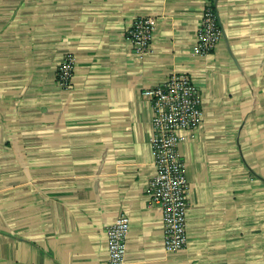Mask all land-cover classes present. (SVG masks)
<instances>
[{
  "label": "crops",
  "instance_id": "0c3cea01",
  "mask_svg": "<svg viewBox=\"0 0 264 264\" xmlns=\"http://www.w3.org/2000/svg\"><path fill=\"white\" fill-rule=\"evenodd\" d=\"M207 2L223 35L196 55ZM149 16L140 57L128 31ZM174 73L197 83L203 113L180 132L188 244L168 254L146 193L143 91ZM123 214L125 264H264V0H0V264H111L107 230Z\"/></svg>",
  "mask_w": 264,
  "mask_h": 264
},
{
  "label": "built area",
  "instance_id": "2783aa9c",
  "mask_svg": "<svg viewBox=\"0 0 264 264\" xmlns=\"http://www.w3.org/2000/svg\"><path fill=\"white\" fill-rule=\"evenodd\" d=\"M155 27L156 19L152 16L138 17L132 23L128 39L140 57L150 52ZM222 35L218 12L212 2H207L193 53L210 54ZM74 67L75 59L68 54L57 69V80L63 89L71 87ZM143 96L150 100L153 110L152 145L156 167L146 193L150 203L162 212L165 252L173 254L184 250L188 244V179L179 151L184 141L180 132L198 128L203 113L202 99L197 83L181 73L172 74L160 86L146 88ZM131 222L130 216L123 214L107 230L111 264L127 261Z\"/></svg>",
  "mask_w": 264,
  "mask_h": 264
}]
</instances>
